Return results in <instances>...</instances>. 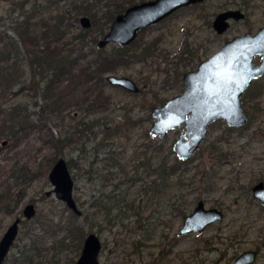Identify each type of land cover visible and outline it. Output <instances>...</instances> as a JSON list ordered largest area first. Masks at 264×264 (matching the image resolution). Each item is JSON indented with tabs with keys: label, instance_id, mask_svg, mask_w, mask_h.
I'll return each instance as SVG.
<instances>
[{
	"label": "rangeland",
	"instance_id": "rangeland-1",
	"mask_svg": "<svg viewBox=\"0 0 264 264\" xmlns=\"http://www.w3.org/2000/svg\"><path fill=\"white\" fill-rule=\"evenodd\" d=\"M89 1H95V17L99 18L113 2ZM202 2L203 10L210 17L209 23L199 13H189L191 10L187 9L145 29L140 40L150 44L149 50L138 60L132 59L110 72L131 77L143 91L130 92L117 85H106L108 109L90 115V119L98 116V122L64 150V158L79 165H68L74 180L73 195L81 209L80 215L75 214L76 222L85 235L94 232L100 238L99 264H228L247 249L257 250L256 259L248 264H264V203L252 192L254 184L264 183V79L252 82V93L259 90L257 95L249 96L247 104L242 95L244 110H248L249 117L253 115L249 122L234 127L223 118L214 120L194 154L179 165L173 178L160 188L149 186L156 179L146 168L149 154H158L154 157L155 163L166 153L173 160L177 155L172 146L185 124L175 126L165 138L159 139L150 133L155 117L148 103L164 99L156 104L160 105L182 92L184 72L195 69L200 60L227 39L245 31L254 33L264 24V0ZM18 3L19 0H0V31L16 41L19 38L10 18L19 13ZM82 3L83 0H29L27 7L36 5V11L43 12L47 19H56L66 41H71L76 32L86 28L80 23V16H89L88 27L93 24L90 14L77 13L75 5ZM13 6L17 9L11 14ZM229 8L240 9L244 16L230 20L229 27L217 33L211 22L218 12ZM103 17L101 25L105 27ZM95 29L98 30L96 26ZM101 36L98 34V39ZM186 40L192 46L189 52L184 49ZM18 44L23 52L22 45ZM138 49L141 51V46ZM260 57L261 54L255 55V64ZM22 67L28 71L25 64ZM14 90V94L10 92L3 97L6 105L26 104L27 111L33 115L37 109L35 101L42 102V98L19 84ZM84 113L71 108L65 112L60 128L52 122L49 128L55 136L60 131L71 133ZM105 121L109 127L125 123V128L103 139L105 124L102 126L100 122ZM45 136L35 128L17 140L11 134L0 132V190H9L11 195L6 199L9 211L0 198V238L17 216H23L25 203L35 205L34 215L20 223L3 264H16L11 261L15 257L19 259L17 264H76L80 254L74 246L60 247L56 242L64 233L62 228L69 221L70 209L57 198L44 170L54 156L44 141ZM87 170L90 172H84ZM176 175L182 176V183H176ZM114 187L110 200L113 206L108 210L92 204ZM114 198L118 199L115 205ZM199 199L206 207L221 208L224 217L200 231L180 234L178 229L183 218ZM15 201L18 204L13 208ZM50 219L60 227L57 235H51L41 225ZM27 254L31 256L29 260L24 259Z\"/></svg>",
	"mask_w": 264,
	"mask_h": 264
},
{
	"label": "trees",
	"instance_id": "trees-1",
	"mask_svg": "<svg viewBox=\"0 0 264 264\" xmlns=\"http://www.w3.org/2000/svg\"><path fill=\"white\" fill-rule=\"evenodd\" d=\"M27 1L29 3V0H19V13L10 18L19 41H16L13 36L0 31V132L11 134L17 140L21 134L27 133L31 129L35 128L42 131L46 135L44 141L51 147V153L54 155L44 169L49 172L54 161L59 157H64L65 148L78 142L82 136L81 134L90 130L91 126L98 122V116L92 119L89 116L108 109L109 96L105 92V86L109 83L105 80V74L117 71L118 67L129 63V61L138 60L149 50L150 44L145 45L144 41L140 40L145 30H141L136 39L128 45L110 43L100 47L97 44L98 34L103 35L107 31H105V27L109 28L112 19L118 13L124 11L128 5L135 3V0H113L103 14L104 17L102 16L105 27L101 25L102 17H95V1L83 0L82 4L75 5L78 10L77 13L90 14L94 20L90 27L76 32L71 41H66L64 30L61 29L55 17L53 21L47 19L43 12L36 11V5L27 7ZM11 3L13 4V2ZM203 5L202 1L196 2L181 7L170 16H175L184 10L190 9L191 12L189 13H199L209 23L210 17L203 10ZM16 9L13 6L10 13L13 14ZM95 26L98 30L95 29ZM18 42L22 45L23 52L20 50ZM108 46H111V48L108 49ZM140 46L141 51H138ZM191 47V44L186 40L184 49L189 52ZM22 54H24L23 57H21ZM23 64L27 66L28 71L23 70ZM263 79L264 75L254 80L259 82ZM17 84L25 89H30L35 97L42 98V102L35 101L37 107L36 111L33 112L35 117L27 111L26 104L23 105L18 102L6 105L7 101L3 97L6 94L10 95V92L14 94L16 91L14 88ZM252 90L253 88L250 86L244 92L246 104L249 102L250 95L258 94V88L255 93H252ZM140 91H143L142 88H140ZM162 100L159 99L158 102L148 101V105L153 107L157 103H161ZM257 103V100H255V106ZM71 108L82 113L85 112L86 115L73 125L77 126L74 131L71 133L60 131L59 135L55 136L49 128V122L60 128L63 124L65 112ZM245 111L248 113L247 109ZM252 116H248V122ZM100 124L102 126L105 124L102 127L103 139L125 128V123L122 122L113 127L106 126V121L104 123L100 122ZM147 133L150 136L149 130H147ZM73 135L75 138L72 140ZM168 154L166 153L161 159H158L157 163H155L154 157L157 158L158 154L154 156L151 153L149 154V167L146 168L148 174H153L156 178L152 181V184H149L150 187L160 188L162 183L172 179L173 175L179 171L180 164L185 160H189V158L180 159L178 156L171 160L167 158ZM67 163L69 167L79 166L72 159H67ZM84 172L88 173L90 170ZM105 176L104 178H106ZM181 177V175H176V183H182ZM88 178H92V176ZM104 181L106 182V179ZM10 197L9 190H0V198L3 199L7 211L10 208L8 205L9 200L6 199H10ZM108 197L110 198L109 195ZM109 198L102 201L95 199L92 204L108 210L111 206V202L107 205V202L111 200ZM40 221L43 223L45 219L40 217ZM42 223L41 225L47 231H50L51 235L59 233L60 227H57V223H54L52 219L47 220L46 224ZM62 229L64 233L56 240L58 245L60 247L74 246L76 251L80 252L85 232L82 226L76 222L75 213L70 211L69 221ZM30 257L27 254L24 259L29 260ZM18 260V257H15L11 261L17 264Z\"/></svg>",
	"mask_w": 264,
	"mask_h": 264
},
{
	"label": "water",
	"instance_id": "water-1",
	"mask_svg": "<svg viewBox=\"0 0 264 264\" xmlns=\"http://www.w3.org/2000/svg\"><path fill=\"white\" fill-rule=\"evenodd\" d=\"M200 1L202 0H143L132 3L112 19L108 30L98 39L97 44L100 47L112 42L127 45L137 37L140 30L162 21L181 7ZM243 16L244 13L238 8L225 9L215 15L211 25L217 33H222L229 27L230 20ZM79 20L84 27L90 25L87 15L80 16ZM256 54H261L257 64L253 60ZM261 75H264V24L254 33L245 31L227 39L207 58L200 60L195 69L184 72L182 92L152 107L151 115L155 120L151 123L150 133L163 139L169 130L184 122V131L174 141L172 151L181 159L189 158L204 139L208 125L214 120L223 118L228 125L235 127L248 121L242 94L252 80ZM105 80L131 92L140 90L135 80L126 75L108 73ZM48 178L54 185L53 191L57 198L80 215L81 210L73 196L74 180L64 157L54 161ZM252 192L264 203L262 181L252 186ZM34 213V204H26L23 209L24 217L31 218ZM223 217L222 209L206 207L204 201L199 199L193 210L183 218L178 231L180 234L200 231ZM18 224L19 218L7 227L0 238V264L5 261L15 240ZM101 245L96 233H87L76 264H99L97 255ZM256 255L257 250L247 249L228 264H248L256 259Z\"/></svg>",
	"mask_w": 264,
	"mask_h": 264
},
{
	"label": "flooded vegetation",
	"instance_id": "flooded-vegetation-1",
	"mask_svg": "<svg viewBox=\"0 0 264 264\" xmlns=\"http://www.w3.org/2000/svg\"><path fill=\"white\" fill-rule=\"evenodd\" d=\"M141 1H143V0H141ZM139 2V1H138ZM136 3V2H135ZM143 30H145V29H143ZM139 33V32H138ZM137 36H138V34H137ZM136 39V38H135ZM134 39V40H135ZM67 161V160H66ZM68 164V163H67ZM115 189V187L114 188H112L110 191H109V193H103L99 198H98V200L99 201H102V200H106L107 198H109L108 197V195L110 196V198L109 199H111L112 198V192H113V190ZM117 195V194H116ZM116 195H114L113 197H115ZM74 196V195H73ZM101 198V199H100ZM121 199V198H120ZM61 200V199H60ZM76 200V199H75ZM64 202V201H63ZM113 202H114V205L115 204H117L118 203V199L117 198H114V200H113ZM29 203H33V202H29ZM29 203H25V205L26 204H29ZM65 203V202H64ZM76 203H77V201H76ZM109 203H110V200H109ZM18 204V202L17 201H15L14 203H13V208L16 206ZM34 204V203H33ZM66 204V203H65ZM25 205L23 206V208H22V214H23V209H24V207H25ZM78 205V204H77ZM111 206H113L112 204H110ZM67 206V205H66ZM34 207H35V205H34ZM68 207V206H67ZM79 207V206H78ZM69 208V207H68ZM80 208V207H79ZM70 209V208H69ZM221 209V208H220ZM81 210V209H80ZM70 211H72L73 213H75L72 209H70ZM76 214V213H75ZM17 218H19V224H18V227H19V225H20V223L21 222H24V221H26V220H28L29 218H26V217H24V214H23V216H17L15 219H17ZM14 219V220H15ZM13 220V221H14ZM12 221V222H13ZM11 222V223H12ZM7 229V228H6ZM4 233V232H3ZM98 236V235H97ZM85 238V237H84ZM84 241V240H83ZM83 245V244H82ZM101 247H102V245H101ZM82 248V247H81ZM80 252H81V250H80ZM8 255V254H7Z\"/></svg>",
	"mask_w": 264,
	"mask_h": 264
}]
</instances>
